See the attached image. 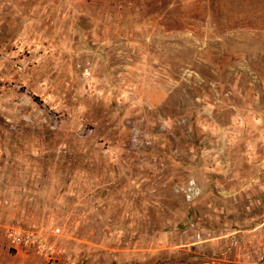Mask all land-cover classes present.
I'll return each mask as SVG.
<instances>
[{
  "label": "rangeland",
  "instance_id": "rangeland-1",
  "mask_svg": "<svg viewBox=\"0 0 264 264\" xmlns=\"http://www.w3.org/2000/svg\"><path fill=\"white\" fill-rule=\"evenodd\" d=\"M0 264H264V0H0Z\"/></svg>",
  "mask_w": 264,
  "mask_h": 264
},
{
  "label": "built area",
  "instance_id": "built-area-1",
  "mask_svg": "<svg viewBox=\"0 0 264 264\" xmlns=\"http://www.w3.org/2000/svg\"><path fill=\"white\" fill-rule=\"evenodd\" d=\"M138 135H133V137L131 138V141L132 142H135V141H138L139 140V137H137Z\"/></svg>",
  "mask_w": 264,
  "mask_h": 264
}]
</instances>
